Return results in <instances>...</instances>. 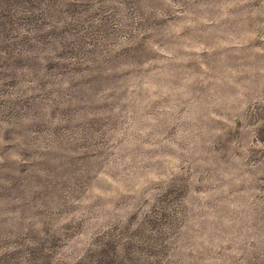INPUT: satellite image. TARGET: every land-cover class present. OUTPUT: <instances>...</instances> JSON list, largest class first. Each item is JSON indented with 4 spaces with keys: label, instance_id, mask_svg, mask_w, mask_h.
I'll use <instances>...</instances> for the list:
<instances>
[{
    "label": "rangeland",
    "instance_id": "obj_1",
    "mask_svg": "<svg viewBox=\"0 0 264 264\" xmlns=\"http://www.w3.org/2000/svg\"><path fill=\"white\" fill-rule=\"evenodd\" d=\"M0 264H264V0H0Z\"/></svg>",
    "mask_w": 264,
    "mask_h": 264
}]
</instances>
